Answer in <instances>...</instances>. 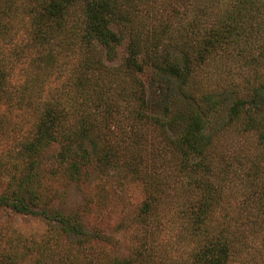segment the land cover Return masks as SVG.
Masks as SVG:
<instances>
[{
  "label": "rangeland",
  "instance_id": "1",
  "mask_svg": "<svg viewBox=\"0 0 264 264\" xmlns=\"http://www.w3.org/2000/svg\"><path fill=\"white\" fill-rule=\"evenodd\" d=\"M147 1L156 3L134 2L130 12L133 26L150 28L169 15L165 8L169 0ZM177 1L169 20L172 35L163 36L156 51L152 49V55L168 65H183L178 45L186 37L195 38L188 23L193 16L199 20L208 15L210 20L230 17L227 22L232 24L226 33L232 43L220 45L214 57L203 59L186 85L157 71L146 59L144 41L151 39L145 38L141 27L136 57L143 62V69L136 72L129 64L131 23L125 10L123 20L109 21V26L121 33V42L107 47L94 37L84 38L85 15L80 1L67 5L65 27L59 36L53 29L44 36V26L37 23L51 21L38 18L49 0H0V264H109L116 258L132 264H194L196 241L182 213L187 196L194 191L184 188L180 178L171 181L178 155L170 144L153 132L150 122L131 121L139 126L138 152L142 155L140 173H132L118 164L109 168L98 164L87 134L88 124L108 120L111 103L117 108L110 122L116 140L119 125L126 129L131 125L129 109L133 115L155 114L169 119L181 111L188 117L197 108L194 98L201 95L211 98L210 102L201 100V104L216 103L205 117L204 132L215 134L214 140L222 145V159L230 164L220 185L222 197L216 217L232 220L235 233L244 236L237 239L230 264H264V212L254 202L259 188L254 185L255 175L247 169L254 156L262 155L264 166V147L256 145L254 135L225 130L224 124L237 94L246 91L249 84L264 83V22H256L261 10L264 14V4L259 13L241 14L233 9L225 13L203 1L204 7L199 0H193L190 11L185 0ZM237 14L240 20L232 23ZM120 78L124 101L119 98ZM132 89L135 94L130 95ZM142 91L146 107L138 99ZM119 103L124 106L120 111ZM47 107L61 113L62 125L54 127L61 136L42 143L38 154L30 153L26 146L36 137L37 123ZM262 115L264 97L256 106V117ZM87 118L92 121H85ZM184 124L185 120L179 119L168 125L167 139H175ZM76 125L86 131L75 145L87 153L68 147L62 136ZM87 154L88 162L77 176L71 175V163L85 160ZM143 172H159L162 179L158 226H147L140 216L148 193L139 175ZM30 192L39 195L30 205L31 211L12 207L19 195L31 202Z\"/></svg>",
  "mask_w": 264,
  "mask_h": 264
},
{
  "label": "trees",
  "instance_id": "2",
  "mask_svg": "<svg viewBox=\"0 0 264 264\" xmlns=\"http://www.w3.org/2000/svg\"><path fill=\"white\" fill-rule=\"evenodd\" d=\"M76 1L82 3L83 13L85 15L84 38L94 37L107 47H113L114 44L120 43L122 35L121 33L118 34L117 31L109 26V21L114 19L119 21L123 20L124 14L122 12L125 10L131 23L129 27L130 55L127 58L129 64L133 65L136 72L143 69V62L139 61L136 57V48L138 47L137 45L140 38H142L138 34V29L141 27L145 38L150 37L149 39H151V42L148 39H145L144 41V47L147 51L145 54L146 59L152 63L157 71L161 70L175 76L183 85H186V83L194 77L195 68L203 59L214 57L217 54V51L215 50H218L220 45L224 43H232L231 39L228 38L229 36L226 34L231 31L227 30L232 26V24L230 25L227 22L230 17L210 20L211 16L208 15L199 20L195 19L193 16L191 20H188V23L193 27L192 32L195 33V38L191 39L190 37H186V39L181 41L178 45L183 65L180 66L176 63H169L170 65H168V61H161L159 58L153 56L152 49L156 51L162 37H170V35H172L169 20L171 17V11L174 10V12H176L177 0H169L165 2V8L169 9V15L166 18L161 19L160 22H154L153 26L151 25L150 28L146 27L144 24L141 26H133L130 12L136 4L143 3L145 5L151 4L153 6V4L155 5L156 3L155 1L144 2V0H140L139 3L135 2L136 0H119V2L118 0H49L43 8L41 15L38 16L39 19H41V16H43L45 20L51 19L50 22L45 21L43 25L40 22L37 23L38 26H44L41 35L45 36L53 29L52 32H56V35L58 34L59 36L65 27L64 23L66 19L67 5ZM199 1L202 2L204 7H206V4H203V1L204 3H213L214 8L220 7V9L225 10V13L228 10L233 9L241 14L251 11L259 13V9L261 10L262 5L264 4V0ZM192 2L193 0H185L186 7H190V11H192V8L195 5ZM189 18L190 17H188V19ZM256 18V22H264V14L262 10L261 16L256 15ZM232 19V23H234L236 22L234 20H240V16L237 14V16L232 17ZM225 22V26L228 27H222ZM53 23L54 28H52ZM218 27H221V29L219 30ZM38 36L40 37V35ZM167 45L168 43L166 46ZM258 84H249L246 91L243 90L241 93L237 94V97L229 106L227 114L228 118L224 124L228 127L226 128L225 126V130L232 129V131H241L249 133L252 136L254 135L256 145L264 147V115L259 118L256 117V106L264 97V83L259 82ZM138 86L141 87L139 83ZM122 87V78H120L119 98L121 101H124L125 96H121ZM129 93L130 95H133L135 94V91L132 89ZM138 99L141 101V104H144L146 107L148 103L147 100H145L143 91L139 93ZM194 100L197 102V108H195L188 117H186L181 111L177 112L178 115L173 114L172 116H169V119H165L164 115H143V113L133 115L129 109L128 120L131 125L129 124V129L123 128L119 125V137L116 140L112 137L113 134L111 132L114 131L110 128V122L113 120L112 117L117 108L115 103H111L109 109H107L108 120H106L104 124L98 123L95 126L91 123L88 124L90 128L87 136L90 138L89 141L93 142V155H95L98 164L107 168L116 167L118 164L119 166L128 168L132 173H140L138 170V163L142 155L139 156L138 152L139 134L137 131L139 126L138 128L135 127V123L133 122L137 121V119H142L145 123L150 122V126L154 129L153 132L157 131L158 135H162L165 143H169L170 149L178 155L177 162L174 163L175 174L174 176L170 174L171 181L174 178L175 180L180 178L181 183L184 182L186 185H184V188L187 187L189 191H194L192 195L189 194V196H187L184 204L185 212H182L185 214L186 224L190 229L191 235L196 241V246L193 250L194 264H230L235 254L237 239L244 237L242 232L235 233L232 228V220L216 217V212L219 208V200L222 197L220 185L222 180L226 179L225 174H227L230 169V164L224 158L222 159L219 152V148H222V145H219V147L217 140H214L215 134H213V132H204L203 129V126L207 122L205 117L207 116L208 111L213 108V104L216 103L214 102L212 105L201 104V100L205 102L211 101L210 96L206 95H201L199 99L196 100L194 98ZM123 108L124 106L119 103V111ZM140 115L142 116L139 117ZM179 119L185 120L181 133L175 139H167L169 134L166 130L167 126H171L175 120ZM84 120L88 122L92 121L90 119L88 120V118ZM60 121L61 113L58 112L56 108L47 107L40 121L37 123V135L33 140L28 142L26 146L27 150L30 153H37V151H39L38 147L42 146V143L44 144L45 141H49L51 138L57 139V137H60L61 134H58L59 132L56 128L54 131V127L58 128L60 124L62 125ZM141 123L144 124L143 122ZM93 127L97 130H94ZM83 130L84 128H82L81 125H76V128L73 131L63 133V138L66 137L65 140L69 142L68 147H72L73 150L76 148H82L79 147V145H75V141L80 137ZM221 130L223 131L222 128ZM52 131L55 135H53ZM84 131H86V129ZM82 150L83 153L84 151L87 153V150L84 148H82ZM261 156H254L256 160L252 159L249 162V167H247V169L255 175L254 185L259 188L254 202L257 203L258 207H260L259 209L264 212V166H262L263 162L261 161ZM83 158L85 160H74L71 163V175L77 176L81 166L87 163L90 159L88 154ZM28 165L31 166V164ZM158 173L159 172H153L152 174L147 175L146 172H143L139 174L141 179H143L148 192L147 198L142 203L140 216L143 221L147 222V224H145L147 226L151 225V227L158 226L159 208L162 202V196H159L162 191V179L157 176ZM30 193L31 202L22 195H19L11 202L12 207L22 212L31 211L30 205L36 203L35 199H37L39 195L35 192ZM244 220H247V222L249 221L248 218ZM260 223H263V221H260ZM109 264H132V261L116 258Z\"/></svg>",
  "mask_w": 264,
  "mask_h": 264
}]
</instances>
